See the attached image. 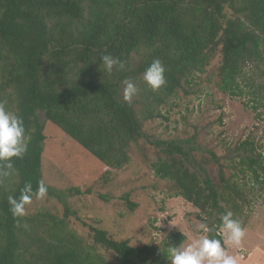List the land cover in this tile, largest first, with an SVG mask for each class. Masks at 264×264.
<instances>
[{"label":"trees","instance_id":"16d2710c","mask_svg":"<svg viewBox=\"0 0 264 264\" xmlns=\"http://www.w3.org/2000/svg\"><path fill=\"white\" fill-rule=\"evenodd\" d=\"M216 51L219 89L247 97L243 104L262 120L264 0H0V99L22 118L28 141L24 156L11 160L15 172L0 175V264H150L157 252L164 264L167 241L163 251L155 244L133 246L77 219L89 232L88 244L68 227L67 207L62 217L43 211L14 217L7 198H19L28 182L35 191L42 181L41 117L105 166L120 168L130 146L145 138L144 122L162 117L160 108L204 71ZM103 55L122 60L125 69L106 73ZM157 58L166 84L153 91L143 73ZM125 79L138 88L130 103L123 99ZM148 140L156 149L154 175L196 208L197 218L205 223L202 216L216 214L212 223L219 230L231 211L246 226L250 201L233 165L226 171L213 151L202 156L175 140ZM248 162L239 160L237 170L246 172L244 166L257 179L264 165ZM45 185L47 196L59 201L79 192ZM211 238L223 243L218 233ZM168 240L185 237L174 232Z\"/></svg>","mask_w":264,"mask_h":264},{"label":"rangeland","instance_id":"374dc122","mask_svg":"<svg viewBox=\"0 0 264 264\" xmlns=\"http://www.w3.org/2000/svg\"><path fill=\"white\" fill-rule=\"evenodd\" d=\"M219 65L216 51L204 71L196 73L189 86L184 85L160 108L162 117L144 122L145 138L130 146L129 160L120 168L105 166L58 126L41 117L45 135L42 181L61 190L76 187L79 192L65 194L61 201L49 196L33 198L25 206V216L43 211L62 217L67 207L68 227L85 243L91 244L92 240L77 219L106 230L115 239H127L133 246L155 244L159 251L165 250V241L170 246H186L201 236L211 238L218 233L222 246L238 264H264V169L256 179L250 170L243 166L246 172L242 173L236 165L241 159L246 163L254 159L264 165V112L258 109L263 113L262 120H258L254 111L243 104L247 97L231 98L219 89ZM0 102L7 108V100ZM148 139L175 140L202 156L213 151L226 171H230V165L236 168L232 171L250 201L245 235L238 247L226 243L223 229L217 230L212 223L216 214L202 216L206 217L202 222L196 217V208L154 175L150 162L156 149ZM126 199L135 204L132 209ZM202 223L212 231L198 230ZM174 232L184 236L185 241H169V234ZM98 251L116 263L111 253L100 248ZM160 255L157 252L150 264H160ZM164 264H171L168 257Z\"/></svg>","mask_w":264,"mask_h":264},{"label":"clouds","instance_id":"9594fccd","mask_svg":"<svg viewBox=\"0 0 264 264\" xmlns=\"http://www.w3.org/2000/svg\"><path fill=\"white\" fill-rule=\"evenodd\" d=\"M103 70L111 74L113 68L118 70L125 69V63L110 55L101 57ZM143 81L153 91L158 90L166 84L165 68L159 58L154 59L144 70ZM123 99L131 102L133 96L138 93L136 84L131 79H125L123 82ZM28 149V141L25 137V127L22 118L14 111L5 107L0 102V162H5V170L0 175L9 176L15 172L11 160L13 157L22 158ZM47 186L40 181L35 189L31 182H28L21 189L19 198L9 196L8 203L10 212L14 217H23L26 214V205L30 204L32 198L43 199L47 196ZM233 213L227 212L221 217L222 228L226 236V243L239 246L245 235L241 223L233 219ZM27 227V225H25ZM203 232H210L212 229L205 224H200L199 229ZM168 259L171 264H238L237 259L229 255L222 246L221 241L215 238H209L207 235L193 240L186 246H170Z\"/></svg>","mask_w":264,"mask_h":264},{"label":"water","instance_id":"95a60500","mask_svg":"<svg viewBox=\"0 0 264 264\" xmlns=\"http://www.w3.org/2000/svg\"><path fill=\"white\" fill-rule=\"evenodd\" d=\"M211 229H213V228H211Z\"/></svg>","mask_w":264,"mask_h":264}]
</instances>
